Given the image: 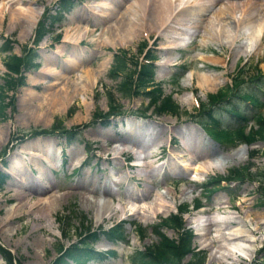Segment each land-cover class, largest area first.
Masks as SVG:
<instances>
[{
  "label": "rangeland",
  "instance_id": "rangeland-1",
  "mask_svg": "<svg viewBox=\"0 0 264 264\" xmlns=\"http://www.w3.org/2000/svg\"><path fill=\"white\" fill-rule=\"evenodd\" d=\"M55 1L2 0L4 8L0 9V84L3 83L4 100L7 101L5 116L0 119V169L6 174L0 182V245L9 251L13 263L53 264L59 246L77 240L86 228L107 227L122 218L123 241L108 240L100 234L92 243L97 249L110 250L112 255L93 258L84 264H134L128 260L131 250L149 245L156 239L149 226L158 220L157 217L174 213L176 204H185L187 210L182 214L181 226L191 228L193 235L190 241L194 249L203 251V264H264V222L256 229L251 228L253 235L259 238L248 260L240 254L236 260V254L233 258L217 257V252L213 256L220 245L215 236V223L229 220L234 226L238 219L244 218V226L249 228L255 211L264 214V140L254 139L250 142L253 144L243 141L234 146L224 145L211 138L210 128H204L206 135L184 113L193 112L198 101L205 103L208 93L223 88L238 60H245L244 63H248L245 70L250 72L251 64L261 59L264 52V0H225L226 3L222 0H183L187 5L180 6L181 11L197 3L206 7L195 18L179 14L180 10L177 13L172 11L165 23L153 30L149 27L148 37L146 31L138 33L136 30L132 39H111V44L102 39L116 36L112 25L120 19L128 0H72L67 10H60L59 3L63 0L54 4ZM109 1L114 7L107 9L111 5ZM31 5H37L35 8L40 6L41 11L42 5L48 7L41 19L43 33L40 35L39 32L40 41L45 43L40 49H28L27 56L31 52L30 57L34 56V65L28 70L23 63L16 70H8L2 64L3 56L9 51L20 54L21 46L29 43L28 35L21 33L19 19L11 17L13 7L27 8ZM215 9L225 10L226 17L219 15L215 19L217 25L221 23L225 27L222 29L212 23L209 26L211 34H208L205 22L212 19ZM49 14L59 19L50 22ZM253 18L256 22L263 20L254 41ZM68 26H78L86 31L78 39L69 41L63 37ZM142 40L146 52L155 57L150 64L152 78L159 82L163 93H170L176 102L177 116L166 111L152 114L151 106L141 115L136 109L141 110L145 104L143 96H124L113 89L120 78L117 74L114 78L110 76L113 55L117 56L116 48H126L129 55L137 54L140 58L142 54L137 53L135 46ZM5 43L11 46L10 50L2 48ZM69 60L75 62L72 67L67 63ZM43 61L51 69L47 70L45 66L42 72L40 65ZM99 63H102V69L94 77L92 85L84 90L75 88L78 80L75 75L80 71L92 73ZM258 66L263 68L261 64ZM19 69L23 70L22 84L18 80ZM5 72L13 78L9 87L4 81ZM201 74H210L212 80L201 85L197 80ZM260 78L264 88V73ZM246 87L247 84H243V89ZM107 91H111L114 100L128 112L106 118L94 117L95 112L106 110ZM228 91L230 89H225ZM27 93L33 95L30 102L23 99ZM59 93L67 94L64 103L59 102ZM261 101L264 102L263 95ZM228 102L252 111L251 106L238 99L230 98ZM259 110L264 117V105ZM214 115L221 126L229 127L237 122L233 116L223 112L214 111ZM53 120H61L69 133H28L17 137L15 132L16 128L31 131L37 126L47 127ZM126 141L131 145L125 144ZM109 142H115V146L124 144L129 154L135 155L137 165L129 166L117 154H107ZM134 145L141 147L135 149ZM251 149L253 152H249ZM236 150L241 158L229 157ZM226 156L229 161L222 167L220 161ZM14 158L21 160L19 169H15ZM247 164L240 177L220 180L217 188L205 186V189H200L209 175L227 177L229 169ZM197 165L199 167L195 168ZM203 165L208 166L203 178H195L202 172ZM227 169L228 173H224ZM85 186H93L90 191L93 197L102 194L106 200L104 204L112 207L111 214L107 210L96 219L91 206H83L81 195L86 190ZM18 191H22V197L16 195ZM23 196H29L31 206L19 207ZM50 199L51 213L40 212L35 218L34 214ZM195 199L200 206L194 209L190 205ZM158 204L168 206V211L154 212L161 206ZM8 214L14 218L7 220ZM142 217L148 219L146 224L139 220L144 219ZM133 223L143 229L139 231ZM203 223L210 225L208 230L202 228ZM162 232L167 237L175 236L170 228H162ZM207 256L210 258L208 262ZM185 260L183 257L180 262ZM0 264H3L1 257Z\"/></svg>",
  "mask_w": 264,
  "mask_h": 264
},
{
  "label": "trees",
  "instance_id": "trees-1",
  "mask_svg": "<svg viewBox=\"0 0 264 264\" xmlns=\"http://www.w3.org/2000/svg\"><path fill=\"white\" fill-rule=\"evenodd\" d=\"M72 0H63L60 4L61 9H67ZM59 11H57L58 13ZM56 13V12H55ZM53 22L58 19L53 14L48 15V20ZM40 25V34L43 33ZM39 36V33H38ZM3 49L10 50L11 46L5 43ZM26 57V66H33V57L30 55ZM34 54V53H33ZM21 63V57L13 52H8L2 58V64L8 70H16ZM112 70L110 68V76L116 77V74L120 75V78L115 83V90L124 96L130 94L131 90L146 97V104L143 105L141 111L147 110L151 106V110L154 114H159L162 111L169 113H177V104L174 102L169 93H163L158 81H154L152 78V69L149 63L141 64L140 68L136 71V76L133 81L130 73L124 70V62L121 61L117 56L113 55ZM115 69V70H114ZM10 72V71H9ZM9 72H5L4 81L7 87L12 81V76ZM225 88H219L215 93H208V100L213 101L216 98V94H221ZM237 93V96L244 98L248 102H251L254 110L250 114L244 113L239 115L240 123L235 125L228 131L223 129L217 130L212 135L217 141H223L225 144L234 145L237 142L245 141L249 142L254 139L264 140V117L259 112V107L262 105L261 101H258V96L254 93ZM6 95L4 94L3 83L0 84V119L5 116V108L7 101L4 100ZM106 105L105 111H97L94 113V117L106 118L107 115H116L123 112L121 105L112 98L110 91L106 93ZM202 109H204L202 105ZM142 114V113H141ZM250 119L253 126L250 129H245V122ZM199 124L202 127L207 125L206 121L201 119ZM65 132L68 133L69 129L63 128L61 120H53L47 127H35L31 130L32 134L52 133V132ZM248 167L247 165H241L240 168L229 169V174L225 176H209L207 182L208 187H216L219 179H235L243 174V170ZM228 173V172H227ZM2 180V173L0 171V182ZM205 185V184H203ZM264 185V184H263ZM207 186V185H206ZM205 187V186H203ZM179 209H185L184 206H179ZM122 222H117L106 230H99L89 232L88 228L83 232L84 234L80 237L78 243H74L68 247L59 246L60 254L55 258L53 264H70L67 259L72 260L75 264H83V261L88 258H95L101 255L100 253L92 250L90 244L96 240L99 235H103L108 240H123L124 239V228L121 225ZM134 225H136L134 223ZM169 227L173 230L175 236L167 237L163 232L162 228ZM139 231L141 228L136 226ZM150 230L155 235L156 239L153 243L143 246L142 248H134L128 254V260L134 264H203V251L194 249L191 245V234L185 227H181V219L178 213H168L165 216L158 217L157 221H154L150 225ZM98 255V256H97ZM0 256L3 259V264H14L12 256L9 251L0 245ZM186 257L184 262H180V259ZM17 263V262H16ZM19 264V263H17Z\"/></svg>",
  "mask_w": 264,
  "mask_h": 264
},
{
  "label": "bare ground",
  "instance_id": "bare-ground-1",
  "mask_svg": "<svg viewBox=\"0 0 264 264\" xmlns=\"http://www.w3.org/2000/svg\"><path fill=\"white\" fill-rule=\"evenodd\" d=\"M205 1H207V0H205ZM1 3H2V0H0V9H3L4 6H1V5H3V3L2 4ZM101 3H102V1L100 2V4ZM181 3H182V0H128V3L126 4L124 10L121 13L120 19L115 20V21H118V22H114V24L112 25V28H114L116 30V31L113 32V35H116V36L115 37L108 36L107 38H104L102 40L107 42V43H109V44H111L110 43L111 39L113 41H117V40L127 41V40H130V39L133 38L136 30H138V33H141V32L143 33V32L146 31V33L148 34L149 27H150L151 30H153L154 28L162 25L163 23L166 22V20L169 17L168 15L172 11H175V13H177L180 10L179 14H184V15H188L189 17L195 18L196 14L199 13V12H202V10L205 9V7H206L203 4L197 3V4H193L189 8L184 7L185 9L183 8V10L181 11V8L180 9L177 8L179 5H181ZM97 4H99V3H97ZM110 4H111V2H110ZM36 6L33 7L31 5V6H28L27 8L26 7L24 8V7H21V6H17L16 8L13 7V12H12L11 17L19 19L18 22H19V25L21 26V33H26V34L31 33V30H32V28H33V26L35 24V20H36V18L38 16V13L40 11V6H39V8H35ZM106 7H107V5H106ZM113 7H114L113 4H111L110 6L107 7V9L113 8ZM103 9H104V7H103ZM143 12L145 13V16L142 15ZM219 15H222V16H225V17L227 16L225 10H223V9H215L214 16H212V19L211 18L206 19L205 30L208 32V34H211V29H210L209 26H212V23H216V26L217 27H221L222 29L225 27V26L222 27L221 23H219V25H217L218 22L215 19L217 17H219ZM143 16L145 17V20H144ZM209 17H211V16H209ZM262 23H263V20H259V21L256 22L255 18H253L252 25L253 24L255 25V26H253V28H254L253 41L259 35V33L261 31ZM223 24L227 25V22H224ZM78 25H80V24H78ZM84 27H86V26H84ZM108 28L109 27H107V29ZM69 29H71V30L74 29V31L68 32ZM82 29L83 28H80L78 26L77 27L74 26V28H72V26L71 27L68 26L67 30H66V28L64 29V33H63L64 36L63 37H65V39H67L69 41H74V40L78 39L79 36H81V34H83L86 31L85 29H83V30ZM86 29H88V28L86 27ZM103 29L105 30L106 28H103ZM109 33H111V32H109ZM46 63H47L46 61H43L41 63V65H40L41 67H43V71L42 72H44V67L46 66L45 65ZM67 63L70 65V67H72L75 62L73 60H69V61H67ZM98 65L99 66H97L96 71H93L92 73H89V71H85V72L80 71L77 74L75 73L76 74L75 76L78 78L77 82H75L76 83L75 84V88L77 87V88H79L81 90H84L86 86L90 87L92 85V83L94 82V77L96 76V74H99L100 70L102 69V66H101L102 63H99ZM46 68H47V70H48V68L51 69V67H48V66H46L45 69ZM37 74H40V73H37ZM197 80H198V82L201 85H204V84L207 83V81H210L212 79L210 77V74H201V75L198 76ZM35 81H37V79ZM27 91L31 92L30 89H28ZM21 97H23V96H21ZM32 97H33V95L31 93H27L24 96L23 99H25V101H27V102H30V100H32ZM58 97H59V99H58L59 102L61 101V102L64 103L65 100H66L67 94L59 93ZM56 103H58V102H56ZM35 106H36V104H35ZM29 109H31V108H29ZM42 113H45V112H42ZM31 115H33V114H31ZM97 129H98V127H97ZM191 144H193V143L191 142ZM110 150L114 151V152L116 151L114 149V146L111 147ZM137 152H138V150H137ZM203 156H205V155H203ZM230 156H232V158H235L236 156H239L241 158V155H240V153H238V150H236V152H231L229 154V157ZM15 158L13 159V163H14L15 169L16 168L19 169L18 167L21 166V160L19 158H17L15 160ZM216 159H218V158H216ZM227 160L228 159H227V156H226V158L223 159V161H220V164H221L220 166H222V167L225 166L226 163H227ZM197 167H199V166L197 165L195 168H197ZM201 168L203 169L202 172H200L199 175L194 176L195 178H202L203 175H204V172L208 168V166L207 165H203ZM17 182H15L16 185H18ZM18 186L21 187V184H19ZM85 188H86V190L83 191V193L81 195L82 204H83L84 207L91 206L93 215L96 217V219L101 218L102 213H105L107 210L109 211V214L112 213V207H110L107 203L104 204V202H106V200H104V198H102L100 196L93 197L90 194L91 193L90 191L93 190V186H90V187L85 186ZM21 192L22 191L16 192V195L22 197L20 195ZM23 197L24 198L20 202L19 207H21L23 205L31 206L32 203L29 201V196H23ZM54 198H52V199H54ZM52 199H50V201L48 203H46V205L43 206V208H41L40 210H38L37 213L34 214L35 218L40 215V212H42V213L46 212L48 214L51 213V211H49V209H51L53 207V206H50ZM158 205H161V206L156 207L154 209V212H158V211L159 212H167L168 209H169L168 206H166V205H163V204H158ZM46 213H45V215H46ZM263 215L264 214H262V212L255 211L254 214L252 215L253 224L249 228L244 226V220H243L244 218L243 219L242 218L238 219L237 223L234 226H232L229 223V220H226V221H223V222H220V223L212 222L213 224L215 223V225H217V233H216L215 236H216V239H218L220 241V245L215 249V252H214L213 256L215 255L216 252L218 253L217 257H219V256L222 257L223 256V257H227V258H230V257L233 258V254H236V257H234L235 260H236L237 259V255L240 254V255H242L241 257H244L245 259L248 260L252 256V252L255 249V246H256L255 241H256V239L259 238L258 235L257 236L253 235V232L251 231V228L256 229L258 226L263 224V222H264V216ZM246 216H247V214H246ZM6 218L8 220L9 218L12 219L14 217H12L10 214H8ZM142 218H144V219L140 218L139 220L141 221L142 224H146L148 219H146V217H142ZM47 222H48L47 224L49 225L50 224V219L49 218L47 219ZM205 224L206 223H203L204 226H202V228L205 227V229L208 230L210 225H208V224L205 225ZM36 240H38V239H36ZM243 250H247V252H245ZM213 256H211V258ZM209 259L210 258L207 256V258H206L207 262H208Z\"/></svg>",
  "mask_w": 264,
  "mask_h": 264
}]
</instances>
